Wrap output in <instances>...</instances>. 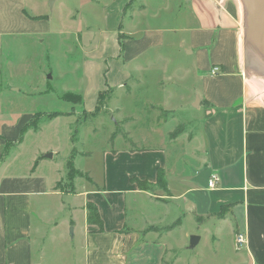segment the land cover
Segmentation results:
<instances>
[{
	"label": "crops",
	"instance_id": "crops-1",
	"mask_svg": "<svg viewBox=\"0 0 264 264\" xmlns=\"http://www.w3.org/2000/svg\"><path fill=\"white\" fill-rule=\"evenodd\" d=\"M161 1L152 7L154 0H113L109 29L102 34L115 39L114 56L120 47L125 50L124 63L160 44L165 32L188 34L180 38L178 47L185 57H193L201 89L193 91L182 108L200 111L199 138L194 139L193 130L174 129L159 134V143L143 135L138 149L123 146L106 153L103 190L84 191L83 202L69 206L73 245L59 252H47L44 244L34 246L35 233L42 235V242L46 238L41 220V224H33L31 197L63 191L55 184L44 187L40 177L35 180L30 174L24 177L0 171V264H264V70L243 46V6L240 0ZM22 5L21 22L28 23L35 16ZM104 41L110 42L108 38ZM213 66L219 67L215 75L210 73ZM89 98L93 101L94 96ZM1 104L0 92V115ZM171 105L148 103L144 108L150 115L156 109L174 115L178 109ZM34 114L22 115L10 128L8 136L17 145ZM155 120L161 121L157 116ZM192 122H188L190 126ZM3 138L0 135V146ZM142 138L145 140L140 141ZM179 146L180 151L175 148ZM182 155L196 164L183 167L179 164ZM0 160L1 167L2 155ZM158 168L164 173L165 190L155 184ZM213 173L217 180L209 187ZM135 178L150 183V188L138 187ZM69 193H74V187ZM87 202L96 205L102 230L87 222ZM186 217L196 227L207 221L204 229L208 233L230 218L229 236L216 230L203 237L190 229L179 247L169 235ZM238 233L245 236V244L239 248L235 244ZM191 235L198 236L193 247H189ZM182 248L193 254L184 256Z\"/></svg>",
	"mask_w": 264,
	"mask_h": 264
},
{
	"label": "rangeland",
	"instance_id": "rangeland-1",
	"mask_svg": "<svg viewBox=\"0 0 264 264\" xmlns=\"http://www.w3.org/2000/svg\"><path fill=\"white\" fill-rule=\"evenodd\" d=\"M112 1L0 0V135L4 137L0 146L4 159L0 171L24 177L30 174L35 180L40 177L44 187L49 189L55 184L63 191L59 195L38 193L31 197L33 224H41V220L46 238L42 242V235L35 233L34 246L44 244L47 252H59L73 245L69 206L81 204L84 191L103 190L106 153L123 146L138 149L139 136L143 135L159 143V134L166 135L174 129L175 132L193 130L194 139L199 138L200 111L182 108L192 98L193 91L201 89L194 75L193 57H185L178 47L180 38L188 34L165 32L160 44L148 47L137 59L124 63L125 50L119 48L117 57L114 56L115 39L109 33L102 34L109 29ZM160 2L154 0L151 6L156 7ZM21 5L31 16L44 17L21 22ZM106 38L110 40L108 44H104ZM123 72L129 76L124 77ZM120 82L122 85L118 86ZM104 90L105 95L97 101L98 93ZM65 92L80 93L81 102L64 100ZM159 102L177 107L176 114L157 109L153 110L154 115L148 114L145 105ZM53 111L64 114L44 116ZM34 113L42 114L37 119V129H27L17 145L8 136L10 128L22 115ZM156 116L162 122H157ZM34 158L39 162L33 169ZM69 160L77 170L73 179L68 175ZM180 162L183 167L196 164L186 155L180 157ZM71 187L74 193H69ZM79 216L74 214L77 228L81 224ZM231 223L230 218L218 222L209 233L218 230L228 237ZM206 225L207 221H202L196 227L186 217L169 238L180 247L183 235L190 229L203 237L210 235L204 229ZM180 253L189 256L193 251L182 248Z\"/></svg>",
	"mask_w": 264,
	"mask_h": 264
},
{
	"label": "water",
	"instance_id": "water-1",
	"mask_svg": "<svg viewBox=\"0 0 264 264\" xmlns=\"http://www.w3.org/2000/svg\"><path fill=\"white\" fill-rule=\"evenodd\" d=\"M240 1L244 11L243 46L247 54L264 70V0ZM197 240L198 236L191 235L189 247H193Z\"/></svg>",
	"mask_w": 264,
	"mask_h": 264
},
{
	"label": "trees",
	"instance_id": "trees-1",
	"mask_svg": "<svg viewBox=\"0 0 264 264\" xmlns=\"http://www.w3.org/2000/svg\"><path fill=\"white\" fill-rule=\"evenodd\" d=\"M41 17H43V16H35L33 18L36 19V18H41ZM118 37L120 39V35ZM120 49H121V47H120ZM105 92H106V90L101 91V92L98 93L97 101H98L99 98H103V95H105ZM62 98L64 100H67V101L72 102V103L81 102V95L73 93V92H65V93H63L62 94ZM97 111H98V106H95V112H97ZM61 114L62 113L59 112V111H53V112L46 113V115H44V116L47 117V118H53V117H56V116L61 115ZM41 115L42 114H34L32 116V118H31V120L29 121V123L26 126H24L23 132L26 131V129L31 127V126L36 128L37 119ZM67 165H68V168H69V172H68L69 178L73 179L77 175V172H76L77 170L74 168L72 160H69L67 162ZM133 180L138 184V187H141L142 189L150 188L149 187L150 183H148V182H144L143 183V181H141V180H139L137 178H135ZM155 184L159 188H161L163 190L166 189L164 173H163V171L160 168L157 169V179H156V183ZM86 211H87V215H86L87 222L91 223V224H96L98 226V229L102 230L103 229L102 220H101V218L99 216V213H98L96 205L91 203V202H87L86 203Z\"/></svg>",
	"mask_w": 264,
	"mask_h": 264
},
{
	"label": "built area",
	"instance_id": "built-area-1",
	"mask_svg": "<svg viewBox=\"0 0 264 264\" xmlns=\"http://www.w3.org/2000/svg\"><path fill=\"white\" fill-rule=\"evenodd\" d=\"M219 72V67L217 66H213L211 69H210V73L212 75H215ZM217 180V175L216 174H211L209 180H208V186L209 187H212L214 186L215 182ZM235 244H236V247L239 248L241 247L243 244H245V236L242 234V233H238L235 237Z\"/></svg>",
	"mask_w": 264,
	"mask_h": 264
}]
</instances>
